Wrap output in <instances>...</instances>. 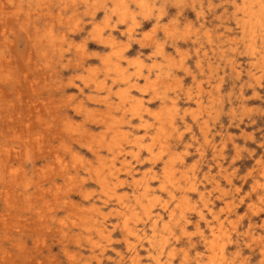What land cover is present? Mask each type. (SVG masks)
I'll return each mask as SVG.
<instances>
[{"label": "rangeland", "instance_id": "374dc122", "mask_svg": "<svg viewBox=\"0 0 264 264\" xmlns=\"http://www.w3.org/2000/svg\"><path fill=\"white\" fill-rule=\"evenodd\" d=\"M123 1L0 0V264H264V0Z\"/></svg>", "mask_w": 264, "mask_h": 264}, {"label": "bare ground", "instance_id": "6f19581e", "mask_svg": "<svg viewBox=\"0 0 264 264\" xmlns=\"http://www.w3.org/2000/svg\"><path fill=\"white\" fill-rule=\"evenodd\" d=\"M102 1V0H101ZM216 2V1H215ZM119 3H120V6H121V8L122 9H124L125 8V4H124V1L123 0H119ZM188 3H190V1L188 2ZM196 3V2H195ZM206 3V2H205ZM133 4V3H132ZM177 4V3H176ZM260 4V3H259ZM108 5V4H107ZM172 5H174V4H172ZM183 5V4H182ZM190 5H191V3H190ZM226 5V4H225ZM217 6H219V5H217ZM227 6V5H226ZM253 6V5H252ZM110 7V6H109ZM150 7V6H149ZM198 7V6H197ZM232 7V6H231ZM116 8V7H115ZM177 8V7H176ZM182 8V7H181ZM205 8V7H204ZM220 8V7H219ZM258 8V7H257ZM261 6H260V9H259V13L261 12L260 10H261ZM186 10V9H185ZM189 10V9H188ZM205 10V9H204ZM207 10V9H206ZM103 11V10H102ZM175 11V10H174ZM193 11V10H192ZM219 11V10H218ZM34 12V11H33ZM116 12V11H115ZM190 12V11H189ZM212 12V11H211ZM215 12H216V10H215ZM31 13V12H30ZM158 13V12H157ZM195 13V12H194ZM213 13V12H212ZM32 14V13H31ZM31 14H30V16H31ZM88 14V13H87ZM179 14V13H178ZM189 14V13H188ZM187 14V15H188ZM231 14V13H230ZM254 14V13H253ZM159 15V14H158ZM180 15V14H179ZM207 15V14H206ZM255 15V14H254ZM258 15V14H257ZM163 16V15H162ZM175 16V15H174ZM262 16H263V14H262ZM261 16V17H262ZM152 17V16H151ZM154 17V16H153ZM164 17V16H163ZM188 17V16H187ZM60 18V17H59ZM211 18V17H210ZM257 18V17H256ZM139 19V18H138ZM153 19V18H152ZM212 19V18H211ZM147 20V19H146ZM164 20V19H163ZM173 20H174V18H173ZM210 20V19H209ZM165 21V20H164ZM167 21V20H166ZM180 21V20H179ZM202 21V20H201ZM263 22H264V20H263ZM89 23V22H88ZM116 23H118V22H116ZM124 23V22H123ZM158 23V22H157ZM175 23V22H174ZM183 23V22H182ZM187 23H189V22H187ZM198 23V22H197ZM197 23H194V24H197ZM228 23V22H227ZM87 24V23H86ZM122 24V23H121ZM150 24V23H149ZM167 24H170V23H167ZM207 24V23H206ZM211 24V23H210ZM260 23H258V25H259ZM42 25V24H41ZM89 25V24H88ZM165 25V24H164ZM174 26H175V24H173ZM181 25V24H180ZM65 26V25H64ZM63 26V27H64ZM157 28H158V26L157 25H155ZM171 26V25H170ZM211 26V25H210ZM155 27V28H156ZM169 27V26H168ZM189 27V26H188ZM263 27V26H262ZM154 28V27H153ZM167 28V27H166ZM165 28V29H166ZM185 28V27H184ZM202 28H203V26H202ZM219 28H221V27H219ZM143 29V28H142ZM149 29V28H148ZM172 29H173V27H172ZM171 29V30H172ZM187 29H189V28H187ZM223 29V28H222ZM78 30V29H77ZM156 30V29H155ZM161 30V29H160ZM179 30V29H178ZM190 30H192V29H190ZM200 30V29H199ZM163 31V30H162ZM174 31V30H173ZM193 31V30H192ZM168 31H166L165 33H167ZM207 32V31H206ZM226 32V31H225ZM229 32H231V31H229ZM59 33H60V31H59ZM158 33V32H157ZM163 33H164V31H163ZM218 33V32H217ZM140 34V33H139ZM151 34V33H150ZM207 34V33H206ZM219 34V33H218ZM259 34H261V33H259ZM39 35V34H38ZM58 35H60V34H58ZM120 35H122V34H120ZM157 35V34H156ZM177 35V34H176ZM194 35V34H193ZM201 35V34H200ZM46 36V35H45ZM88 36V35H87ZM124 36V35H123ZM152 36V35H151ZM158 36V35H157ZM156 36V37H157ZM169 36V35H168ZM171 36V35H170ZM204 36V35H203ZM207 36H208V34H207ZM231 36V35H230ZM235 36V35H234ZM67 37V36H66ZM144 37V36H143ZM155 37V36H154ZM195 37H196V34H195ZM214 37H216V36H214ZM233 37V36H232ZM232 37H231V39H232ZM259 37H260V35H259ZM262 37V36H261ZM264 37V36H263ZM173 38V37H172ZM94 39V38H93ZM129 39V38H128ZM181 39V38H180ZM203 39V38H202ZM234 39H236V38H234ZM89 40V39H88ZM177 40V39H176ZM190 40V39H189ZM194 40V39H193ZM207 40V39H206ZM127 41H129V40H127ZM167 41V40H166ZM203 41V40H202ZM262 41H263V39H262ZM261 41V42H262ZM62 42V41H61ZM86 42H88V41H86ZM191 42V41H190ZM233 42V41H232ZM236 42V41H235ZM166 43V42H165ZM185 43V42H184ZM203 43V42H202ZM206 43V42H205ZM57 44V43H56ZM113 44V43H112ZM207 44V43H206ZM233 44V43H232ZM235 44V43H234ZM246 44V43H245ZM261 44V43H260ZM263 44V43H262ZM36 46H37V44H35ZM96 45V44H95ZM114 45V44H113ZM170 45V44H169ZM198 45V44H197ZM238 45V44H237ZM243 45H244V43H243ZM247 45V44H246ZM105 46V45H104ZM115 46V45H114ZM134 46V45H133ZM147 46V45H146ZM145 46V47H146ZM172 46V45H171ZM193 46V45H192ZM191 46V47H192ZM72 47V46H71ZM151 47V46H150ZM229 47V46H228ZM248 47V46H247ZM261 47V46H260ZM36 48V47H35ZM56 48V47H55ZM73 48V47H72ZM91 48V47H90ZM106 48V47H105ZM137 48V47H136ZM174 48V47H173ZM264 48V47H263ZM108 49V48H107ZM153 49V48H152ZM172 49V48H171ZM214 49V48H213ZM215 49H217V48H215ZM227 49V48H226ZM56 50H58V49H56ZM79 50V49H78ZM98 50H101V48L100 49H98ZM192 50V49H191ZM72 51V50H71ZM208 51V50H207ZM209 51H211V50H209ZM208 51V52H209ZM225 51V50H224ZM234 51H236V50H234ZM64 52V51H63ZM82 52V51H81ZM80 52V53H81ZM133 52V51H132ZM172 52H173V50H172ZM231 52V51H230ZM70 53V52H69ZM215 53V52H214ZM225 53V52H224ZM232 53V52H231ZM236 53V52H235ZM38 54H41V53H38ZM45 54V53H44ZM54 54H55V52H54ZM131 54H134V52L133 53H131ZM166 54H168L167 52H166ZM176 54V53H175ZM144 55V54H143ZM173 55V54H172ZM192 55V54H191ZM237 55V54H236ZM55 56V55H54ZM145 56V55H144ZM161 56V55H160ZM179 56V55H178ZM228 56V55H227ZM249 56V55H248ZM247 56V57H248ZM94 57V56H93ZM159 57V56H158ZM166 57V56H165ZM172 57V56H171ZM176 57V56H175ZM203 57V56H202ZM234 57V56H233ZM63 58V57H62ZM97 58V57H96ZM190 58V57H189ZM195 58V57H194ZM208 58V57H207ZM212 58H213V56H212ZM219 58V57H218ZM222 58V57H221ZM236 58V57H235ZM136 59V58H135ZM165 59V58H164ZM173 59V58H172ZM220 59V58H219ZM225 59V58H224ZM234 59V58H233ZM253 59H255V58H253ZM47 60V59H46ZM65 60V59H64ZM163 60V59H162ZM205 60V59H204ZM208 60V59H207ZM218 60V59H217ZM238 60V59H237ZM245 60H247V59H245ZM264 60V59H263ZM81 61V60H80ZM225 61H226V59H225ZM44 62V61H43ZM65 62V61H64ZM172 62V61H171ZM54 63V62H53ZM80 63V62H79ZM99 63V62H98ZM190 63V62H189ZM193 63V62H192ZM205 63V62H204ZM226 63V62H225ZM242 63V62H241ZM246 63V62H245ZM56 64V63H55ZM165 65V64H164ZM193 65V64H192ZM201 65H202V63H201ZM242 65V64H241ZM73 66V65H72ZM162 66V65H161ZM174 66V65H173ZM194 66V65H193ZM199 66V65H198ZM207 66V65H206ZM231 66V65H230ZM244 66V65H243ZM242 66V67H243ZM61 67V66H60ZM59 67V68H60ZM70 67V66H69ZM74 67V66H73ZM118 67V66H117ZM132 67V66H131ZM145 67V66H144ZM170 67V66H169ZM201 67V66H200ZM238 67V66H237ZM106 68V67H105ZM192 68V67H191ZM216 68H217V66H216ZM222 68V67H221ZM244 68V67H243ZM247 68H248V66H247ZM144 69V68H143ZM154 69H156V68H154ZM165 69V68H164ZM173 69V68H172ZM177 69V68H176ZM199 69V68H198ZM227 69V68H226ZM236 69V68H235ZM264 69V68H263ZM83 70V69H82ZM85 70V69H84ZM175 70V69H174ZM240 70V69H239ZM247 70V69H246ZM208 71H209V69H208ZM220 71V70H219ZM250 71V70H249ZM172 72V71H171ZM184 72V71H183ZM161 73V72H160ZM186 73V72H185ZM199 73V72H198ZM209 73V72H208ZM220 73H221V71H220ZM119 74V73H118ZM151 74V73H150ZM234 74V73H233ZM249 74V73H248ZM251 74V73H250ZM249 74V75H250ZM124 75V74H123ZM134 75V74H133ZM152 75V74H151ZM235 75V74H234ZM233 75V76H234ZM247 75V74H246ZM163 76V75H162ZM191 76V75H190ZM214 76H215V73H214ZM223 76V75H222ZM237 76V75H236ZM248 76V75H247ZM252 76V75H251ZM117 77V76H116ZM129 77V76H128ZM165 77V76H164ZM201 77V76H200ZM219 77V76H218ZM226 77V76H225ZM224 77V78H225ZM235 77V76H234ZM183 78V77H182ZM186 78H188V77H186ZM204 78V77H203ZM214 78V77H213ZM228 78V77H227ZM237 78V77H236ZM250 78V77H249ZM252 78H253V76H252ZM78 79V78H77ZM161 79H163V78H161ZM166 79V78H165ZM229 79V78H228ZM248 79V78H247ZM195 80V79H194ZM210 80V79H209ZM239 80V79H238ZM246 80V79H245ZM253 80H255V79H253ZM80 81V80H79ZM109 81V80H108ZM158 81V80H157ZM156 81V82H157ZM162 81H164V80H162ZM188 81V80H187ZM213 81V80H212ZM232 81H234V80H232ZM242 81V80H241ZM123 82H125V81H123ZM127 82V81H126ZM173 82V81H172ZM206 82V81H205ZM216 82V81H215ZM225 82V81H224ZM228 82V81H227ZM235 83H236V81H234ZM247 82V81H246ZM251 82V81H250ZM261 82V81H260ZM188 83V82H187ZM233 83V82H232ZM244 83V82H243ZM253 83V82H252ZM91 84V83H90ZM93 84V83H92ZM195 84V83H194ZM207 84H209V83H207ZM214 84V83H213ZM228 84H230V83H228ZM250 84V83H249ZM249 84H247V85H249ZM254 84V83H253ZM63 85V84H62ZM70 85V84H69ZM83 85V84H82ZM130 85V84H129ZM164 85V84H163ZM233 85V84H232ZM90 86V85H89ZM157 86H158V84H157ZM161 86V85H160ZM197 86V85H196ZM203 86V85H202ZM223 86V85H222ZM66 87H67V85H66ZM69 87V86H68ZM189 87V86H188ZM193 87V86H192ZM225 87V86H224ZM247 87V86H246ZM252 87V86H251ZM254 88H255V86H253ZM252 87V88H253ZM84 88V87H83ZM228 88H229V86H228ZM239 88V87H238ZM245 88V87H244ZM88 89V88H87ZM210 89V88H209ZM216 89V88H215ZM232 89V88H231ZM250 89V88H249ZM56 90V89H55ZM171 90V89H170ZM203 90V89H202ZM236 90V89H235ZM252 90V89H251ZM161 91V90H160ZM182 91V90H181ZM199 91V90H198ZM217 91V90H216ZM77 92V91H76ZM167 92V91H166ZM183 92V91H182ZM202 92V91H201ZM205 92V91H204ZM243 92H245V91H243ZM251 92V91H250ZM80 93V92H79ZM194 94V93H193ZM202 94V93H201ZM252 94V93H251ZM256 94V93H255ZM258 94V93H257ZM83 95V94H82ZM111 95V94H110ZM125 95V94H124ZM205 95V94H204ZM244 95H245V93H244ZM250 95V94H249ZM194 96H196V95H194ZM198 96V95H197ZM231 96V95H230ZM246 96V95H245ZM244 96V97H245ZM253 96V95H252ZM84 98H85V96H83ZM114 97V96H113ZM151 97V96H150ZM209 97V96H208ZM235 97V96H234ZM238 97V96H237ZM243 97V98H244ZM247 97H248V95H247ZM167 98V97H166ZM182 98V97H181ZM184 98V97H183ZM186 98V97H185ZM221 98V97H220ZM226 98V97H225ZM159 99V98H158ZM179 99V98H178ZM71 100H73V99H71ZM197 100V99H196ZM223 100H224V98H223ZM237 100V99H236ZM253 100H255V99H253ZM261 100V99H260ZM122 101V100H121ZM218 101H220V100H218ZM238 101V100H237ZM241 101V100H240ZM157 102V101H156ZM198 102V101H197ZM197 102H195V103H197ZM214 102V101H213ZM216 102V101H215ZM226 102H227V100H226ZM251 102V101H250ZM254 102V101H253ZM172 103V102H171ZM187 103V102H186ZM221 103V102H220ZM233 103V102H232ZM248 103H249V101H248ZM218 104V103H217ZM239 104H241V103H239ZM262 104V103H261ZM198 105V104H197ZM199 105H200V103H199ZM211 105V104H210ZM227 105V104H226ZM234 105V104H233ZM238 105V104H237ZM156 106V105H155ZM242 106V105H241ZM240 106V107H241ZM65 108H66V105L64 106ZM69 107V106H68ZM198 108H199V106H197ZM216 107H217V105H216ZM219 107V106H218ZM222 107V106H221ZM238 107V106H237ZM239 107V108H240ZM244 107V106H243ZM248 107V106H247ZM247 107H245V108H247ZM260 107V106H259ZM61 108V107H60ZM126 108V107H125ZM212 108V107H211ZM238 108V109H239ZM252 108V107H251ZM250 108V109H251ZM260 108H262V107H260ZM64 109V108H63ZM243 108L241 107V110H242ZM249 109V110H250ZM255 109V108H254ZM2 110V109H1ZM158 110V109H157ZM174 110V109H173ZM201 110H203L202 108H201ZM247 110H248V108H247ZM257 110V109H256ZM261 110V109H260ZM3 111V110H2ZM237 111H239V110H237ZM1 112V111H0ZM69 112V111H68ZM213 111H211V113H212ZM244 112V111H243ZM247 112V111H246ZM246 112L244 113V114H246ZM250 112H252V111H250ZM249 112V113H250ZM263 112V111H262ZM75 113V112H74ZM181 113V112H180ZM220 113V112H219ZM225 113V112H224ZM11 114V113H10ZM198 114H200V113H198ZM262 114V113H261ZM264 114V113H263ZM72 115V114H71ZM172 115V114H171ZM203 115V114H202ZM209 115V114H208ZM238 115V114H237ZM249 115V114H248ZM174 116V115H173ZM214 116V115H213ZM221 116V115H220ZM229 116V115H228ZM244 116V115H243ZM63 117V116H62ZM188 117V116H187ZM202 117V116H201ZM211 117V116H210ZM215 117H216V115H215ZM232 117H233V115H232ZM244 117H246V116H244ZM249 117V116H248ZM253 117V116H252ZM234 118V117H233ZM242 118V117H241ZM186 119V118H185ZM215 119V118H214ZM249 119V118H248ZM254 119V118H253ZM235 120H237V119H235ZM259 120V119H258ZM107 121V120H106ZM178 121V120H177ZM189 121V120H188ZM198 121V120H197ZM213 121V120H212ZM218 121H220V120H218ZM217 121V122H218ZM246 121V120H245ZM222 122V121H221ZM253 122V121H252ZM259 122V121H258ZM62 123V122H61ZM60 123V124H61ZM168 123H169V121H168ZM171 123V122H170ZM70 124V123H69ZM172 124V123H171ZM197 124V123H196ZM211 124V123H210ZM179 125V124H178ZM223 125V124H222ZM225 125V124H224ZM248 125V124H247ZM246 125V126H247ZM250 125V124H249ZM170 126V125H169ZM217 126H219V125H217ZM231 126V125H230ZM244 126V125H243ZM220 127V126H219ZM229 127V126H228ZM234 127V126H233ZM251 127H253V126H251ZM213 128V127H212ZM215 128H216V126H215ZM243 128V127H242ZM197 129V128H196ZM240 129V128H239ZM264 129V128H263ZM217 130V129H216ZM233 130V129H232ZM235 130V129H234ZM168 131V130H167ZM224 131V130H223ZM244 131V130H243ZM253 131V130H252ZM190 132V131H189ZM200 132V131H199ZM222 132V131H221ZM220 132V133H221ZM242 132V131H241ZM247 132V131H246ZM256 132H257V130H256ZM263 132V131H262ZM168 133V132H167ZM186 134V133H185ZM236 134V133H235ZM241 134V133H240ZM253 134H255V133H253ZM208 135V134H207ZM36 136V135H35ZM76 136V135H75ZM210 136V135H209ZM214 136V135H213ZM204 137V136H203ZM248 137H252L251 136V134H250V136H248ZM260 137H262V136H260ZM143 138V137H142ZM176 138V137H175ZM200 138V137H199ZM228 138V137H227ZM234 138V137H233ZM249 138V139H250ZM173 139V138H172ZM183 139V138H182ZM210 139H211V137H210ZM218 139V138H217ZM221 139V138H220ZM237 139V138H236ZM252 139V138H251ZM194 140V139H193ZM204 141H205V139H203ZM213 140V139H212ZM234 140V139H233ZM238 140V139H237ZM245 140V139H244ZM210 141V140H209ZM224 141V140H223ZM226 141V140H225ZM235 141V140H234ZM164 142V141H163ZM177 142V141H176ZM197 142V141H196ZM238 142V141H237ZM250 142V141H249ZM180 143V142H179ZM211 143H212V141H211ZM220 143V142H219ZM242 143V142H241ZM245 143V142H244ZM145 144V143H144ZM207 144V143H206ZM239 144V143H238ZM257 144V143H256ZM263 144V143H262ZM210 145V144H209ZM225 146V145H224ZM258 146V145H257ZM192 147V146H191ZM203 147H205V145L203 146ZM238 147V146H237ZM264 147V146H263ZM144 148V147H143ZM239 148V147H238ZM242 148V147H241ZM13 149H15V148H13ZM248 149V148H247ZM263 149V148H262ZM137 150H138V148H137ZM216 150V149H215ZM255 150V149H254ZM66 151H67V149H66ZM243 151V150H242ZM138 152V151H137ZM231 152V151H230ZM246 152V151H245ZM248 152V151H247ZM252 152V151H251ZM256 152V151H255ZM264 152V151H263ZM139 153V152H138ZM239 153V152H238ZM260 153V152H259ZM258 153V154H259ZM148 154V153H147ZM235 154V153H234ZM240 154V153H239ZM247 154V153H246ZM263 154V153H262ZM0 155H2V153L0 154ZM4 155V154H3ZM3 155H2V158H3ZM61 155V154H60ZM194 155V154H193ZM206 155V154H205ZM236 155V154H235ZM21 156V155H20ZM27 156V155H26ZM141 156V155H140ZM189 156V155H188ZM190 156H191V154H190ZM89 157V156H88ZM138 157V156H137ZM251 157V156H250ZM141 158V157H140ZM207 158H209V157H207ZM237 158V157H236ZM240 158V157H239ZM19 159V158H18ZM227 159V158H226ZM226 159H225V161H226ZM264 159V158H263ZM11 160V159H10ZM78 160V159H77ZM190 160V159H189ZM204 160V159H203ZM242 160V159H241ZM252 160V159H251ZM207 161V160H206ZM213 161H214V159H213ZM245 161V160H244ZM249 161V160H248ZM204 162V161H203ZM227 162V161H226ZM242 162V161H241ZM262 162H263V160H262ZM30 163V162H29ZM210 163V162H209ZM47 164V163H46ZM75 164H77V163H75ZM205 165V164H204ZM262 165V164H261ZM28 166H29V164H28ZM77 166H78V164H77ZM148 166V165H147ZM157 166V165H156ZM256 166H258V165H256ZM249 167V166H248ZM251 167H253V166H251ZM250 167V168H251ZM6 168V167H5ZM4 168V169H5ZM31 168V167H30ZM247 168V167H246ZM8 169H10V168H8ZM217 169V168H216ZM219 169V168H218ZM222 169V168H221ZM229 169V168H228ZM239 169V168H238ZM14 170V169H13ZM101 170V169H100ZM252 170V169H251ZM263 170V169H262ZM20 171V170H19ZM47 171H48V169H47ZM220 171V170H219ZM223 171V170H222ZM256 171V170H255ZM5 172H6V169H5ZM196 172V171H195ZM227 172V171H226ZM251 172V171H250ZM249 172V173H250ZM252 172H253V170H252ZM4 173V172H3ZM19 173V172H18ZM51 173V172H50ZM223 173V172H222ZM242 173H244V172H242ZM242 173H241V175H242ZM263 173V172H262ZM79 174V173H78ZM101 174V173H100ZM139 174V173H138ZM245 174V173H244ZM243 174V175H244ZM4 175V174H3ZM10 175V174H9ZM216 175V174H215ZM229 175H231V174H229ZM240 175V174H239ZM248 175V174H247ZM89 176V175H88ZM136 176V175H135ZM222 176V175H221ZM219 177V176H218ZM233 177H236V176H233ZM238 178V177H237ZM244 178V177H243ZM246 178L247 177H245V180H246ZM252 178V177H251ZM174 179V178H173ZM177 179H179V177L177 178ZM208 179V178H207ZM234 179V178H233ZM10 180V179H9ZM175 180V179H174ZM236 181V180H235ZM239 181V180H238ZM244 181V180H243ZM12 182H13V180H12ZM61 182V181H60ZM241 182V181H240ZM126 183V182H125ZM243 183V182H242ZM11 184V183H10ZM58 184V183H57ZM59 185V184H58ZM239 185V184H238ZM98 186V185H97ZM127 186V185H126ZM179 186H181V184L179 185ZM206 186V185H205ZM224 186V185H223ZM234 186V185H233ZM88 187V186H87ZM230 187V186H229ZM181 188H183V187H181ZM247 188V187H246ZM245 188V189H246ZM59 189H60V187H59ZM180 189V188H179ZM1 190V189H0ZM232 190V189H231ZM2 191V190H1ZM212 191V190H211ZM183 192H184V190H183ZM244 192V191H243ZM249 192H250V190H249ZM178 193V192H177ZM230 193V192H229ZM232 193V192H231ZM252 193V192H251ZM255 193V192H254ZM1 194V193H0ZM216 194V193H215ZM131 195H132V193H131ZM130 195V196H131ZM234 195V194H233ZM251 195V194H250ZM1 196H3V195H1ZM25 196V195H24ZM134 196V195H133ZM256 196V195H255ZM194 197V196H193ZM230 197V196H229ZM79 198H80V196H79ZM223 198H225V197H223ZM7 199H8V197H7ZM7 199H5V200H7ZM53 199V198H52ZM248 199V198H247ZM3 200H4V198H3ZM4 200V201H5ZM18 200V199H17ZM16 200V201H17ZM26 200V199H25ZM50 200V199H49ZM131 200H132V198H131ZM245 200V199H244ZM15 201V202H16ZM27 201H28V199H27ZM52 201V200H51ZM173 201V200H172ZM217 201V200H216ZM1 202V201H0ZM6 202V201H5ZM5 202H4V204H5ZM47 202H48V200H47ZM46 202V203H47ZM7 203V202H6ZM9 203V202H8ZM7 203V204H8ZM231 203V202H230ZM234 203V202H233ZM184 204V203H183ZM10 205H12V204H10ZM5 206V205H4ZM9 206V205H8ZM68 206V205H67ZM100 206V205H99ZM246 206H247V204H246ZM224 207V206H223ZM51 208V207H50ZM65 208H66V206H65ZM68 208V207H67ZM65 210V209H64ZM106 210V209H105ZM240 210V209H239ZM250 210V209H249ZM4 211V210H3ZM5 211H7V210H5ZM92 211V210H91ZM155 211V210H154ZM166 211V210H165ZM67 212V211H66ZM89 212V211H88ZM251 212V211H250ZM116 213V212H115ZM247 213V212H246ZM9 215H10V213H8ZM248 214V213H247ZM254 214V213H253ZM1 215V214H0ZM5 215V214H4ZM37 215V214H36ZM231 215V214H230ZM263 215V214H262ZM23 216V215H22ZM123 216H124V214H123ZM232 216V215H231ZM234 217H236V215L234 216ZM240 217V216H239ZM9 218V217H8ZM253 218V217H252ZM256 218V217H255ZM3 219V218H2ZM234 219V218H233ZM236 219V218H235ZM177 220V219H176ZM232 220V219H231ZM253 220V219H252ZM3 221V220H2ZM15 221H16V219H15ZM109 221V220H108ZM226 221V220H225ZM247 221V220H246ZM260 221V220H259ZM264 220H262L261 222H263ZM11 222V221H10ZM25 222V221H24ZM179 222V221H178ZM184 222V221H183ZM214 222V221H213ZM249 222V221H248ZM4 223V222H3ZM8 222H6V224H7ZM13 223H14V221H13ZM21 223V222H20ZM19 223V224H20ZM52 223V222H51ZM159 223V222H158ZM230 223V222H229ZM9 224V223H8ZM18 224V223H17ZM23 224V223H22ZM218 224V223H217ZM232 224V223H231ZM230 224V225H231ZM3 225V224H2ZM4 225H5V223H4ZM178 225V224H177ZM180 225V224H179ZM202 225V224H201ZM16 226V225H15ZM229 226V225H228ZM1 227V226H0ZM203 227V226H202ZM261 227V226H260ZM3 228V227H2ZM17 228V227H16ZM16 228H14V230L16 229ZM19 228H21L20 226H19ZM29 228V227H28ZM118 227H116V229H117ZM231 228V227H230ZM255 228V227H254ZM10 229V228H9ZM241 229V228H240ZM239 229V230H240ZM118 230V229H117ZM148 230V229H147ZM195 231H196V229H194ZM206 230V229H205ZM10 231V230H9ZM19 231V230H18ZM115 231V230H114ZM126 231V230H125ZM194 231V232H195ZM208 231V230H207ZM2 232V231H1ZM223 232V231H222ZM240 232V231H239ZM10 233V232H9ZM110 233V232H109ZM147 233H149V232H147ZM179 233V232H178ZM212 234H213V232H211ZM11 234V233H10ZM113 234V233H112ZM212 234H211V236H212ZM223 234V233H222ZM239 234V233H238ZM134 236L136 235L137 237H138V234H133ZM147 235V234H146ZM4 236V235H3ZM109 236V235H108ZM121 236V235H120ZM142 236V235H141ZM145 236V235H144ZM184 236V235H183ZM129 237V236H128ZM176 237V236H175ZM235 237V236H234ZM122 238V237H121ZM132 238V237H131ZM229 238H230V236H229ZM264 238V237H263ZM19 239V238H18ZM177 239H179V238H177ZM176 239V240H177ZM187 239V238H186ZM225 239V238H224ZM251 239V238H250ZM14 240V239H13ZM54 240V239H53ZM111 240H113V239H111ZM226 240V239H225ZM247 240V239H246ZM19 242H21L20 240H18ZM179 241V240H178ZM228 241V240H227ZM116 242V241H115ZM147 242V241H146ZM183 243V242H182ZM192 243V242H191ZM212 243H214V242H212ZM211 243V244H212ZM216 243V242H215ZM14 244H16L15 242H14ZM111 244V243H110ZM147 244V243H146ZM190 244V243H189ZM217 244H220V243H217ZM222 244V243H221ZM235 244V243H234ZM107 245V244H106ZM120 245V244H119ZM145 245V244H144ZM251 245V244H250ZM14 246V245H13ZM12 246V247H13ZM23 246V245H22ZM124 246H127V245H124ZM189 246V245H188ZM199 246V245H198ZM202 246V245H201ZM174 247V246H173ZM221 247H222V245H221ZM234 247V246H233ZM1 248V247H0ZM4 248V247H3ZM15 248H16V246H15ZM220 248V247H219ZM218 248V249H219ZM226 248V247H225ZM256 248V247H255ZM254 248V249H255ZM17 249H18V247H17ZM63 249V248H62ZM83 249V248H82ZM178 249V248H177ZM198 249V248H197ZM217 249V248H216ZM221 249V248H220ZM235 249V248H234ZM1 250V249H0ZM5 250H6V248H5ZM22 250H24V249H22ZM107 250V249H106ZM105 250V251H106ZM244 251H245V249H243ZM4 251V250H3ZM21 251V250H20ZM110 251V250H109ZM146 251V250H145ZM187 251V250H186ZM193 251V250H192ZM206 251V250H205ZM215 251V250H214ZM217 251V250H216ZM230 251H232V250H230ZM241 251H242V249H241ZM252 251V250H251ZM22 252V251H21ZM27 252V251H26ZM189 252V251H188ZM104 253V252H103ZM210 253H211V251H210ZM218 253H220V250H219V252ZM247 253H249V252H247ZM255 253V252H254ZM259 253V252H258ZM17 254V253H16ZM212 254H213V252H212ZM250 254V253H249ZM3 255V254H2ZM5 255V254H4ZM52 255V254H51ZM91 255V254H90ZM115 255V254H114ZM150 255V254H149ZM214 255H215V252H214ZM9 256V255H8ZM104 256V255H103ZM135 256V255H134ZM175 256V255H174ZM4 257V256H3ZM2 257V258H3ZM6 257V256H5ZM115 257V256H114ZM113 257V258H114ZM136 257V256H135ZM195 257V256H194ZM221 257V256H220ZM239 257V256H238ZM46 258V257H45ZM62 258V257H61ZM64 258V257H63ZM95 258H96V263L97 264H100V259L97 257V256H95ZM130 258V257H129ZM145 258V257H144ZM222 258V257H221ZM226 258H227V256H226ZM7 259V258H6ZM5 259V260H6ZM123 259V258H122ZM188 259V258H187ZM236 259H237V257H236ZM0 260H2V259H0ZM60 260V259H59ZM91 260V259H90ZM105 260V259H104ZM110 260V259H109ZM131 260V259H130ZM216 260V259H215ZM263 260V259H262ZM3 261V260H2ZM6 261H9V260H6ZM106 261V260H105ZM114 261H115V259H114ZM151 261L154 263V264H161V262H160V260H159V257H157V256H152L151 257ZM212 261H214V259L212 260ZM123 262V261H122ZM139 262V261H138ZM211 262V261H210ZM257 262V261H256ZM261 262V261H260ZM7 263V262H6ZM53 263V262H52ZM60 263V262H59ZM93 263H94V261H93ZM109 263V262H108ZM146 263H148V262H146ZM186 263H187V261H186ZM212 263V262H211ZM252 263V262H251ZM2 264V263H1ZM8 264V263H7ZM79 264V263H78ZM112 264H113V262H112ZM214 264V263H213ZM261 264V263H260Z\"/></svg>", "mask_w": 264, "mask_h": 264}]
</instances>
